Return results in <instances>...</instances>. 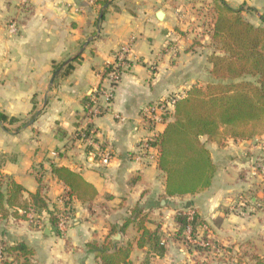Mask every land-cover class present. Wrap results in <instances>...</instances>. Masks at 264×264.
<instances>
[{"label": "crops", "instance_id": "0c3cea01", "mask_svg": "<svg viewBox=\"0 0 264 264\" xmlns=\"http://www.w3.org/2000/svg\"><path fill=\"white\" fill-rule=\"evenodd\" d=\"M105 1L0 0V113L16 118L0 120V176L21 184L27 197L36 191L39 175L48 210L62 209L60 196L67 191L52 165L78 172L97 192L90 201L71 198L61 231L50 224L47 211L40 214V229L0 215V242L26 244L29 264H102L95 247L113 253L126 245L132 264H245V259L250 264L253 254L264 257V204L256 202L264 198V183L250 184L240 174L249 176L253 161L264 159L261 136L227 138L221 145L202 136L215 172L211 184L194 195L166 196L157 157L134 158L138 142L161 133L173 118L172 109L166 122L152 127L142 106L210 82L216 0ZM223 1L243 5V17L259 24L264 0ZM123 44L130 46L129 65L109 106L90 123L97 142L112 154L102 165L73 134L84 124L83 98L107 85L105 66ZM81 49L69 62L73 69L63 74L65 61ZM257 139L259 144L252 143ZM178 209L195 212L204 224L200 232L226 246L225 252L215 247L200 252L172 239ZM140 218L148 229L160 226L163 254L150 244L138 246ZM240 255L243 262L236 259Z\"/></svg>", "mask_w": 264, "mask_h": 264}, {"label": "trees", "instance_id": "16d2710c", "mask_svg": "<svg viewBox=\"0 0 264 264\" xmlns=\"http://www.w3.org/2000/svg\"><path fill=\"white\" fill-rule=\"evenodd\" d=\"M213 8L216 16L209 36L215 49L208 56V61L214 80L204 86L193 85L184 95L176 97L172 120L152 143L158 147L157 166L165 174L166 196L194 195L211 184L215 166L209 150L200 139L202 136L219 145L227 138L236 140L261 136L264 147V10L258 16L259 24L255 25L243 17V5L233 8L223 0H216ZM77 58L79 56L75 60ZM72 69L73 65L67 64L63 74ZM87 100L88 96H85L83 104ZM0 120L14 122L16 118L8 119L0 113ZM51 171L67 188L60 196L62 209L48 210L40 176L36 178V191L27 192V197L21 184L9 176H0L1 217L12 215L26 221L29 209L38 215L47 211L50 224L56 226L57 214L69 216L67 208L72 197L90 201L96 196L95 187L78 172L57 165H52ZM202 222L195 212L189 220L186 210H176L172 239L200 252L210 250L212 244L218 247L205 232H200L204 225ZM187 225L191 226L190 237H201L209 245L190 244L185 234ZM137 228L140 231L138 246L150 244L159 255L165 252L166 242L159 233L160 226L148 229L144 219L140 218ZM0 248L5 256L2 264H11L9 256L17 260L22 258V264H29L31 251L23 242L13 245L0 242ZM95 249L102 264H132L128 260L130 245L119 247L113 253H106L103 247ZM251 261L250 264H264V257L253 254Z\"/></svg>", "mask_w": 264, "mask_h": 264}, {"label": "built area", "instance_id": "2783aa9c", "mask_svg": "<svg viewBox=\"0 0 264 264\" xmlns=\"http://www.w3.org/2000/svg\"><path fill=\"white\" fill-rule=\"evenodd\" d=\"M130 51L129 44H123L119 46L114 52V60L107 67L108 70L104 75V79L107 81L106 86H100L91 93L88 94V100L83 104V116L84 124L78 127L73 134V138L80 141L82 144L90 146L92 148L91 153L94 156L99 157V161L102 165H108L111 159V151L108 148H102L100 143L97 142L95 136L96 132L94 127L91 126V121L101 115L107 106L111 103L114 95V90L117 82L120 80L121 75L128 67L127 54ZM176 96L160 98L150 104H144L141 111L146 118V122L150 126H155L158 123H164L168 119V115L173 109V103ZM158 132L153 131L152 134L138 142L136 153L134 155L135 160H142L144 157L154 159L158 157V147L152 144L158 137ZM153 149V153L151 150ZM154 149L157 151L154 152ZM151 152V154H150ZM56 155V153H53ZM149 154V155H148ZM39 176V175H38ZM21 212V211H19ZM189 220L192 218V213L187 212ZM58 223L56 225L59 231L64 230L67 225L68 217L57 214ZM28 224L34 228L40 229L43 226V221L40 214H36L32 209L27 211ZM191 226L187 225L185 234L188 242L193 243L201 247L209 245L201 237H190ZM212 247V246H211ZM5 260V256L0 248V264Z\"/></svg>", "mask_w": 264, "mask_h": 264}, {"label": "rangeland", "instance_id": "374dc122", "mask_svg": "<svg viewBox=\"0 0 264 264\" xmlns=\"http://www.w3.org/2000/svg\"><path fill=\"white\" fill-rule=\"evenodd\" d=\"M248 19H250V16H249V18ZM210 21L209 20H206L205 19V21H204V24L205 25H208V23H209ZM215 48H214V45L212 44V47H211V50L213 51ZM214 79H213V77L211 76V78L209 79V81H213ZM206 81V80H205ZM204 81V82H205ZM207 83V82H206ZM205 85V84H204ZM204 85H201V86H204ZM171 116H172V114H171ZM255 137H259V136H255ZM254 138V137H253ZM255 143V144H259V140L257 139L256 141H252V143ZM251 143V144H252ZM240 174H242L241 176L244 178V179H247V181H249V183L250 184H253V185H256V186H261V184L262 183H264V159H259V160H257V159H255L254 161H253V169H252V172L250 173V175L249 176H247V173L246 172H244V171H241V173ZM242 177H241V179H242ZM258 190V189H257ZM254 194V193H253ZM254 196V195H253ZM245 201H249L250 202V198H248V197H245V199H244ZM256 202H258L261 206H263V204H264V198H258L257 200H256ZM256 213H258V212H256ZM256 219V218H255ZM190 244H193V243H190ZM212 246V248H211V250H213V248L215 247V245L214 244H212L211 245ZM210 246V247H211ZM216 248H218L219 249V251L220 252H225V250H226V246H222V245H218V247H216ZM207 251H209V249L207 250ZM242 257V258H241ZM238 261H240V262H243V256L242 255H240L239 257H237L236 258ZM245 264H247L248 263V259H245ZM193 263V262H192ZM187 264V263H186ZM194 264V263H193ZM195 264H196V260H195Z\"/></svg>", "mask_w": 264, "mask_h": 264}, {"label": "water", "instance_id": "95a60500", "mask_svg": "<svg viewBox=\"0 0 264 264\" xmlns=\"http://www.w3.org/2000/svg\"><path fill=\"white\" fill-rule=\"evenodd\" d=\"M157 17L159 18V19H161L162 18V12L161 11H158L157 12ZM85 45V44H84ZM83 49H81V50H79V52L74 56V57H71V58H68L66 61H65V64H68L69 62H71L75 57H77L80 53H81V51H82ZM60 71V69L58 70V72ZM57 72V73H58ZM52 80H53V78L51 79V82H52ZM50 82V83H51ZM47 229L48 228H45V232L47 231Z\"/></svg>", "mask_w": 264, "mask_h": 264}]
</instances>
